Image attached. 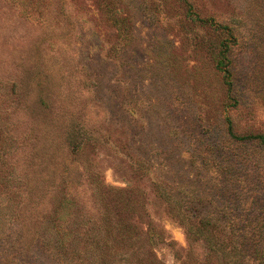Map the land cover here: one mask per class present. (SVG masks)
<instances>
[{"label":"rangeland","instance_id":"rangeland-1","mask_svg":"<svg viewBox=\"0 0 264 264\" xmlns=\"http://www.w3.org/2000/svg\"><path fill=\"white\" fill-rule=\"evenodd\" d=\"M195 15L235 34L234 101L215 66L226 34ZM226 117L237 135L264 132V0H0V229L34 242L30 264H59L35 241L56 207L60 233L96 232L103 189L166 230L165 264L207 253L175 201L194 226L261 222L264 249V149L234 143ZM232 166L248 182L237 200Z\"/></svg>","mask_w":264,"mask_h":264},{"label":"trees","instance_id":"trees-1","mask_svg":"<svg viewBox=\"0 0 264 264\" xmlns=\"http://www.w3.org/2000/svg\"><path fill=\"white\" fill-rule=\"evenodd\" d=\"M189 10H192L191 7ZM193 19L200 22L203 27L226 34V39L220 44L215 66L222 74L229 99L234 101L230 68L235 34L229 27L218 25L212 18L203 19L195 15ZM225 121L227 134L234 143L264 149V132L237 135L233 121L229 117H226ZM225 176L230 185H233L227 189L228 193L233 192L234 199H239L242 192L240 187L248 183L245 176L240 169L233 166ZM122 194L118 190L110 189H103L102 194L98 192L100 201L108 198L109 202L103 205L99 221L92 224V228L96 229L95 233L74 237L60 233L57 216L59 209L56 207L53 215L51 213L42 221L35 241L59 264H165L157 254V247L171 246L166 230L156 226L152 221H147L141 228L133 217L137 213L146 212L144 213V209L137 203L126 204L121 197ZM162 197L167 202L170 201L164 193ZM256 206V203H250L248 214L260 210ZM4 207L10 208V205ZM173 207L178 215H181L180 222L186 227L188 239L194 243H203L207 249L202 259L196 255L194 249H190L187 259L177 257L179 264H264V249L259 247L256 240L257 233L261 231V222L253 227L252 224H248L247 219L221 222L210 217L196 222L194 226V223L188 222L193 219V215L187 207L181 206L177 201ZM237 208L238 206H235V211ZM123 213L131 217L122 219ZM10 219H13L12 215ZM10 232L0 229V251L15 241L14 253L9 256L8 261H1L0 264H30L28 259L34 242L24 245L26 247L24 248L21 237L14 238Z\"/></svg>","mask_w":264,"mask_h":264}]
</instances>
